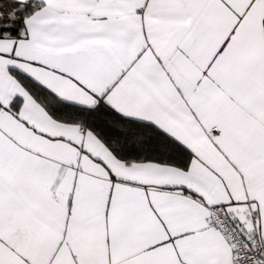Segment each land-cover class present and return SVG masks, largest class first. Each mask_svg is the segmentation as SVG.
I'll return each instance as SVG.
<instances>
[{
	"label": "snow or ice",
	"instance_id": "snow-or-ice-1",
	"mask_svg": "<svg viewBox=\"0 0 264 264\" xmlns=\"http://www.w3.org/2000/svg\"><path fill=\"white\" fill-rule=\"evenodd\" d=\"M0 264H264V0H0Z\"/></svg>",
	"mask_w": 264,
	"mask_h": 264
}]
</instances>
